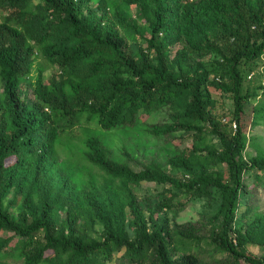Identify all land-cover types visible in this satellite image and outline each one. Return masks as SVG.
Listing matches in <instances>:
<instances>
[{
	"label": "trees",
	"instance_id": "trees-1",
	"mask_svg": "<svg viewBox=\"0 0 264 264\" xmlns=\"http://www.w3.org/2000/svg\"><path fill=\"white\" fill-rule=\"evenodd\" d=\"M90 1L0 0V77L5 85L0 95V259L14 257L24 264H180L169 252L183 246L210 264H264V253L246 249L249 243L264 247V217L258 214L246 225L237 222L251 188L245 174L257 170L264 178V151L243 157L249 146L245 102L258 94L243 93L241 71L242 63L264 55V0H102L100 19L81 16ZM118 3L137 6L139 19L149 24L143 56L108 33L112 14L125 18ZM38 51L59 74L46 78L40 69L31 87L27 78ZM212 54L222 72L209 80L201 59ZM209 85L232 97L235 131L224 128L213 113ZM254 110L257 123L264 107ZM166 113L170 117L162 121ZM85 123L86 150L79 159L85 162L83 172L98 168L110 181L129 188V196L116 198L111 216L94 194L80 192L81 184L56 188L46 178L52 156ZM134 129L148 144L178 138L176 133H188L193 140L209 134L222 149L205 152L187 146L168 152L166 163L181 175L155 160L136 170L129 152L109 151L98 134ZM215 165L224 169L217 171ZM70 170L71 180L83 178V172ZM145 182L169 188L155 209L144 208L133 195L131 188ZM15 186L24 188L25 203L18 211L7 205ZM214 190L224 200L222 216L157 225V212L185 208ZM36 195L41 198L38 208L32 203ZM126 207L139 223L133 234L123 219ZM85 209H93L103 223L100 239L85 235L80 224ZM152 249L156 263L149 255Z\"/></svg>",
	"mask_w": 264,
	"mask_h": 264
},
{
	"label": "rangeland",
	"instance_id": "rangeland-1",
	"mask_svg": "<svg viewBox=\"0 0 264 264\" xmlns=\"http://www.w3.org/2000/svg\"><path fill=\"white\" fill-rule=\"evenodd\" d=\"M114 1V0H113ZM38 3L34 4L36 8ZM118 9L125 15V18L119 17L118 15L112 14L111 22L108 28V33L111 38L118 42L127 43L129 51L136 53L138 56H143V51L147 50L148 44L145 37L148 35V23L145 20L139 19L137 12V6L128 5L126 3H118ZM103 1L102 0H91L88 5L82 10L81 16L86 17H97L100 19L103 15ZM3 13L0 10V21ZM174 57V54H173ZM218 56L215 54L203 57L202 63L204 69L208 72V79H218L221 74V70L216 67V61ZM42 69L46 78H51L54 75H58L59 71L56 67L52 66L42 52L36 53V58L33 66V70L27 78V83L33 87L35 77L39 70ZM242 75L244 77L243 93H257V98H251L245 102V114L244 121L247 130V139L249 146L243 151V157L249 159L251 156L257 155L264 151V111L263 115L259 118V122H253L255 117V107H264V55L256 60L244 62L241 65ZM5 85L0 77V95L4 91ZM210 97L214 102L212 108L213 113L216 114L217 118L221 122V125L229 131H235L236 126L232 122L234 103L233 99L229 94L223 93L221 90L209 85ZM28 89L24 90L27 93ZM170 117L169 113L163 115L161 120H166ZM84 126V128H83ZM88 124L78 125L72 130L70 137L64 140V143L57 152L52 156L51 162V174L47 175V179L51 180V183L59 188L61 185H73L74 187L81 184L80 192L83 191L85 194L92 193L95 195L97 201H99L103 207L105 214L111 216V212L115 209L116 198L122 194H129V188L126 187L125 183L121 181H110L106 175L98 168L89 170L86 174L84 171L85 162L79 160L80 155L84 152L85 145V132ZM92 129H96V125H91ZM102 136L107 144L109 151H126L130 153L129 163L136 169H144L152 161H156L159 164L166 165L168 156L167 153L174 149H183L184 147H196L200 150L207 152L208 150L222 149L219 145L217 137H213L207 134L202 140H193L192 136L188 133H176L178 138L169 136L165 140L156 144H148L147 137L141 134L137 130H131L129 132L124 131H113L109 135L104 133H98ZM178 145V146H176ZM149 148H152L149 150ZM153 152L152 156H146L147 152ZM148 152V153H149ZM72 153L75 154L74 158H71ZM73 156V155H72ZM78 158V159H76ZM77 171L80 175L83 172V178L76 176L77 181L71 180V172ZM167 171L171 174L181 175L182 171L175 168L171 164L165 166ZM217 171H222L224 168L219 165H215ZM264 179V178H263ZM261 174L257 170L250 171L245 174V182L251 185L249 193L240 207L238 214L239 224L246 225L252 222L256 215L261 214L264 217V180ZM259 180V181H258ZM133 195H135L140 204L144 208H154L159 205L162 201L161 195L164 191L167 192L169 189L167 186L157 183H143V185L132 187ZM170 191V190H169ZM222 194L214 190L212 195L205 196L202 198L192 199L185 208H174L166 209L164 211L157 212V225L163 223H170V225L183 224L189 221H197L200 216L205 215L210 218L217 217V215H223L224 200ZM24 188L15 186L8 194L7 205L14 211H18L24 206ZM33 205L38 208L41 204V198L36 195L33 200ZM250 208V209H249ZM252 208L254 211H252ZM249 209L250 212H246ZM63 213L59 212L61 216ZM149 214H146L148 218ZM241 216V217H240ZM124 221L125 224L131 229V233L138 229L139 223L136 221L135 216L131 212L129 207L124 209ZM80 224L84 227V233L87 238L100 239L103 234V223L97 219L96 212L93 209H85L80 220ZM147 228L152 231L150 222L147 221ZM134 230V231H132ZM12 235V233H6ZM16 239L13 241L15 243ZM174 241V240H173ZM249 253L262 255L264 253V247L249 243L246 247ZM121 255V254H119ZM150 258L156 263L154 258L153 249L149 252ZM155 255L158 254L155 252ZM170 259L180 264H210L207 258L199 256L192 250H185L183 246H174L169 252ZM2 264H24L23 260L14 257H7L0 259ZM212 263V262H211ZM109 264H130L126 261H118L117 263ZM241 264H248L242 262Z\"/></svg>",
	"mask_w": 264,
	"mask_h": 264
},
{
	"label": "built area",
	"instance_id": "built-area-1",
	"mask_svg": "<svg viewBox=\"0 0 264 264\" xmlns=\"http://www.w3.org/2000/svg\"><path fill=\"white\" fill-rule=\"evenodd\" d=\"M234 125L236 126V123H234Z\"/></svg>",
	"mask_w": 264,
	"mask_h": 264
}]
</instances>
